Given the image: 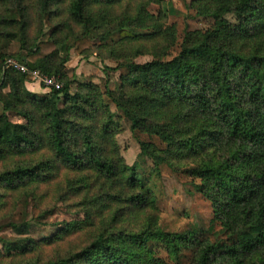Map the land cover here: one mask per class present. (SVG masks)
I'll list each match as a JSON object with an SVG mask.
<instances>
[{"label":"trees","instance_id":"obj_1","mask_svg":"<svg viewBox=\"0 0 264 264\" xmlns=\"http://www.w3.org/2000/svg\"><path fill=\"white\" fill-rule=\"evenodd\" d=\"M164 4L0 0V221L18 236L35 231L33 221H13L29 200L40 220L60 205L76 215L0 254V264H166L161 252L177 263L264 264V0H192L213 22L181 40ZM72 52L116 62L117 88L73 91ZM8 59L61 88L29 90L36 81L7 69ZM116 117L135 137L160 141L138 139L152 174L167 166L211 203L208 229L161 227L151 180L121 155Z\"/></svg>","mask_w":264,"mask_h":264},{"label":"rangeland","instance_id":"obj_2","mask_svg":"<svg viewBox=\"0 0 264 264\" xmlns=\"http://www.w3.org/2000/svg\"><path fill=\"white\" fill-rule=\"evenodd\" d=\"M192 0H165L164 7L168 12V24H175L179 40L182 39L186 30H203L211 26L212 20L197 17L195 12L188 7ZM158 6L150 8L151 13L157 14L159 12ZM17 50L16 45H12L9 49L11 54ZM175 54L174 52L172 53ZM148 58H140L136 62L144 63ZM116 62L109 59H101L95 55L85 59L83 56H78L72 52L69 63L66 67V73L69 77L76 76L77 82L73 85V91L78 90L79 83H92L99 86L102 91L105 86L111 89H116L120 74L115 70ZM35 86H30V90L35 92L44 93L42 85L34 83ZM44 89V88H43ZM105 102L109 105L111 114L116 113L115 106L109 102L105 97ZM2 106L0 104V112ZM12 122H20L19 118L15 115H10ZM119 119V120H118ZM116 117L118 120L121 132L117 135L116 140L121 150V155L129 166H136L140 173L147 179L151 180L149 184L153 189L157 200L158 206L161 211V227L171 232H184L191 230L195 227L208 229L211 220L213 219V209L209 201H207L201 194L194 193L190 185L191 180L180 173H174L167 166H162L160 175L152 174V161H142L140 157L141 147L138 139L141 141H152L161 145L157 138H149L146 135H139L135 137L131 132L130 122L123 118ZM53 197L50 196L42 205L43 208L49 207L53 203ZM40 210L37 209L29 200L28 205L22 203L15 214L13 221L21 223L24 220L33 221L36 223V230L25 236L16 235L8 226L6 221H0V254L5 255L9 250H20L21 247L26 245L25 239H42L49 237L58 230V227L64 223L69 222L76 218L75 213L69 211L63 206H57L53 215L48 216L45 220H40L38 215ZM36 217V219H35ZM37 220V221H36ZM216 231L220 230V226H216ZM210 238H212L210 236ZM161 256L165 258L166 264H189L187 260L177 263L171 260L167 253L161 252ZM1 259V257H0Z\"/></svg>","mask_w":264,"mask_h":264},{"label":"built area","instance_id":"obj_3","mask_svg":"<svg viewBox=\"0 0 264 264\" xmlns=\"http://www.w3.org/2000/svg\"><path fill=\"white\" fill-rule=\"evenodd\" d=\"M5 67L7 69L17 70L23 74L31 75L34 81H36L39 84L45 85L48 89H52V88L60 89L61 88V84L55 78L43 75L38 71H31L28 66H25L19 63L15 59H8L6 61Z\"/></svg>","mask_w":264,"mask_h":264},{"label":"water","instance_id":"obj_4","mask_svg":"<svg viewBox=\"0 0 264 264\" xmlns=\"http://www.w3.org/2000/svg\"><path fill=\"white\" fill-rule=\"evenodd\" d=\"M28 65H29L31 70H35L36 69L35 66L32 63H28Z\"/></svg>","mask_w":264,"mask_h":264},{"label":"crops","instance_id":"obj_5","mask_svg":"<svg viewBox=\"0 0 264 264\" xmlns=\"http://www.w3.org/2000/svg\"><path fill=\"white\" fill-rule=\"evenodd\" d=\"M30 86H35V85L34 84H29L28 85L29 90L31 89ZM32 91H33V89H32ZM33 92H35V91H33Z\"/></svg>","mask_w":264,"mask_h":264},{"label":"bare ground","instance_id":"obj_6","mask_svg":"<svg viewBox=\"0 0 264 264\" xmlns=\"http://www.w3.org/2000/svg\"><path fill=\"white\" fill-rule=\"evenodd\" d=\"M29 66V65H28ZM30 68V67H29Z\"/></svg>","mask_w":264,"mask_h":264}]
</instances>
